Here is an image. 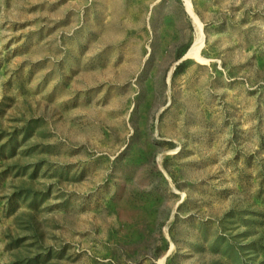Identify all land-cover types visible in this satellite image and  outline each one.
<instances>
[{"label":"rangeland","instance_id":"1","mask_svg":"<svg viewBox=\"0 0 264 264\" xmlns=\"http://www.w3.org/2000/svg\"><path fill=\"white\" fill-rule=\"evenodd\" d=\"M0 264H264V0H0Z\"/></svg>","mask_w":264,"mask_h":264},{"label":"bare ground","instance_id":"2","mask_svg":"<svg viewBox=\"0 0 264 264\" xmlns=\"http://www.w3.org/2000/svg\"><path fill=\"white\" fill-rule=\"evenodd\" d=\"M187 6L190 7V4L188 2H187ZM197 23H199L198 21H196V25H199ZM201 42H202L201 37H198L197 40H196V42L187 50L185 56H187V57H193L195 59H202V58H200L199 53H198L199 45L201 44Z\"/></svg>","mask_w":264,"mask_h":264},{"label":"trees","instance_id":"3","mask_svg":"<svg viewBox=\"0 0 264 264\" xmlns=\"http://www.w3.org/2000/svg\"><path fill=\"white\" fill-rule=\"evenodd\" d=\"M187 49V48H186ZM186 52V51H184ZM183 53L179 54L178 58L182 57ZM186 66V61H182L181 63H179L175 69H174V74H177L178 72L182 71Z\"/></svg>","mask_w":264,"mask_h":264},{"label":"water","instance_id":"4","mask_svg":"<svg viewBox=\"0 0 264 264\" xmlns=\"http://www.w3.org/2000/svg\"><path fill=\"white\" fill-rule=\"evenodd\" d=\"M189 49V48H188Z\"/></svg>","mask_w":264,"mask_h":264}]
</instances>
